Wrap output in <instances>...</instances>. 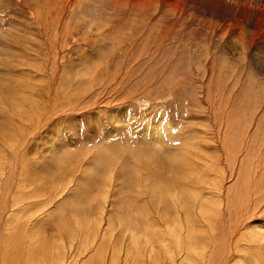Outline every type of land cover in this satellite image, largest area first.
<instances>
[{"label":"rangeland","instance_id":"1","mask_svg":"<svg viewBox=\"0 0 264 264\" xmlns=\"http://www.w3.org/2000/svg\"><path fill=\"white\" fill-rule=\"evenodd\" d=\"M142 1L0 0V264L16 233L21 260L46 242L41 264H84L106 236L120 251L108 246L101 264H154L161 252V264H264V8L230 17L220 0ZM183 161L190 175L173 170ZM129 197L152 204L157 227L168 218L185 232L191 215L205 259L175 255L165 237L144 243ZM74 207L93 236L58 231L78 228Z\"/></svg>","mask_w":264,"mask_h":264},{"label":"bare ground","instance_id":"2","mask_svg":"<svg viewBox=\"0 0 264 264\" xmlns=\"http://www.w3.org/2000/svg\"><path fill=\"white\" fill-rule=\"evenodd\" d=\"M203 1V2H202ZM201 1V4H205L204 1L205 0H202ZM209 2H211V0H208ZM199 0H196L194 3H196L197 5L199 4ZM219 2V1H218ZM152 3V0H144L142 1V6H146L148 7L149 4ZM216 3V2H215ZM243 3H247L248 5L251 7H255V6H259L261 8H264V0H220V2L218 3L219 6L223 7L224 9H226L230 14V17L231 15L234 13H239L240 10H238L240 4L242 5ZM216 7V6H215ZM245 7V6H244ZM243 7V8H244ZM248 9V8H247ZM255 9V8H254ZM244 10V9H243ZM242 10V12H243ZM252 11V10H251ZM223 12V11H222ZM244 13L246 15H248L251 19H253L254 17V13L253 12H250V11H244ZM243 14V13H242ZM238 15V16H239ZM240 19V18H239ZM235 20H237L235 18ZM258 34V33H257ZM131 155V154H130ZM171 155V154H170ZM182 155V154H181ZM168 156V155H167ZM131 157V156H130ZM173 158V157H172ZM173 160V159H172ZM134 161V160H133ZM137 163V162H136ZM189 163V162H188ZM187 161L184 162L183 161V164H179V166L177 168H173V170L175 171V173L179 176H185L188 171L186 170V168L188 167V164ZM140 165V164H139ZM148 166V165H147ZM191 166V165H190ZM153 167V166H151ZM142 168V167H140ZM154 168V167H153ZM143 169V168H142ZM158 169V168H157ZM156 170V169H154ZM139 171V170H138ZM173 171V172H174ZM145 173V172H144ZM171 173V172H170ZM190 175V172H188ZM162 174V173H160ZM199 174V173H198ZM160 176V175H159ZM173 176V174H172ZM135 178V177H134ZM160 178V177H159ZM157 181V180H156ZM157 183V182H156ZM191 183V182H190ZM171 183L168 182V181H164L163 185L164 188L160 187L158 191V195L160 197V200L163 202V208L162 210L163 211H166L168 209H171V203L169 202V185ZM137 196L141 197V194L139 193ZM129 201H128V205H134L133 206V210H134V213L137 214V217H138V222L140 223V228L142 230V234L145 240L144 243L148 242L150 245L153 244V242L155 240H164L165 238H167L169 241H171L172 245L169 246V248L171 247V251L175 254V255H181V252L187 247L188 250L194 252V253H197L198 255H200L202 257V259H205V249L206 247L204 246L205 244V239L200 237L199 234H197L195 231H194V227L196 225V221L194 219H192L193 217L191 215H189L191 218L190 220H186L185 224L188 225V230H186L184 232V227H177L176 225H178L179 223L176 222V220H170L167 218V221H166V227L169 228L168 229H165V228H162L161 226H163L164 224L162 225H159L157 227L158 224H154L152 223V221H150L149 219H147V217L145 216L144 214V210H145V213L148 214V210L152 209V204L148 201H146L145 199L141 198L142 201H145L144 203L142 201L139 200L138 197H129L128 198ZM135 199V200H134ZM193 198V195L191 194H188V196L184 193H181V195L179 196V204H180V208H181V212H185L186 214H190L191 211H192V206H191V201H192ZM88 200V199H87ZM90 201V200H89ZM88 201V203H89ZM177 201V199H176ZM92 203V202H91ZM90 203V204H91ZM132 203V204H131ZM82 204H84L82 202ZM89 204V205H90ZM76 206V205H75ZM93 206V205H92ZM92 206H84L85 208H81V209H86L87 212H92L93 209H92ZM231 206V205H230ZM80 208V206H79ZM78 207H74L73 208V212L74 214L77 216V224H78V228L76 229V222H70L72 219L69 220V222H65V221H62L61 222V225H57V228H58V231L60 232V227L65 231L67 232L68 235H75L76 233H81L83 236L85 235H90V236H93L94 235V227L92 226V222L91 220L89 221L88 219L89 218H86L84 216H82L80 214V209ZM157 209H159V206H157ZM198 209V208H197ZM161 210V209H160ZM176 211H178L176 209ZM206 211V214L203 216L204 220L207 221L208 217L212 220V221H216L215 223L218 222V219L214 216L213 212H212V209L211 208H207V209H201L199 212H205ZM218 211V210H217ZM95 213V212H94ZM161 213V212H160ZM219 213V211H218ZM228 214V213H227ZM91 214L89 213V216ZM161 215V214H160ZM198 215V214H197ZM201 215V214H200ZM233 215V214H232ZM163 216V215H162ZM237 216V215H236ZM170 218V217H169ZM59 219V218H58ZM185 219V218H184ZM57 220V219H56ZM62 220V219H61ZM134 220V219H133ZM163 220V219H162ZM165 220V219H164ZM76 221V220H74ZM60 222V220L58 221ZM200 222V220H199ZM56 224H58L56 222ZM198 224V223H197ZM207 224H211L209 221L207 222ZM193 226V227H192ZM203 226V225H202ZM164 227V226H163ZM228 227V226H227ZM158 228V229H156ZM201 228V227H199ZM197 228V230L199 229ZM206 228V227H205ZM211 228V227H210ZM173 229V230H172ZM213 229V228H211ZM78 230V232H77ZM135 231H139L138 228H135L133 229ZM171 230V231H170ZM200 230V229H199ZM201 230H204L201 229ZM206 230V229H205ZM215 231V230H214ZM229 231V230H228ZM203 232V231H202ZM159 233V235H158ZM184 233H185V236H184ZM80 234V235H81ZM203 236L204 235H209V234H206V233H202ZM12 235V234H11ZM77 235V234H76ZM113 234H111L112 236ZM163 236V237H162ZM202 236V235H201ZM165 237V238H164ZM88 239V238H87ZM143 239V238H142ZM142 239H138L135 244L136 246H138L139 248L143 245V241ZM232 239H234L233 241L236 242V243H233L232 241L230 242V248L232 250H235L236 253L239 252V241H238V237H236V234H234L232 236ZM103 240V239H102ZM113 240V239H112ZM172 240L174 242H172ZM6 243H9L7 245V250H8V256H7V259H5V263L6 264H41L43 263L44 261L46 260H49L52 256V253L49 252V249L46 248V242L43 241L42 239H38L37 242H36V245L34 247H32V249H28L27 251H25V254H23L25 256V260H21L20 259V254L22 253V236L20 235V233H16L12 236H9V237H6L4 239V243L3 244H6ZM49 243V242H48ZM112 243H115V242H112L110 237L109 236H106L105 240L102 242V244L99 246V249H98V252L95 253V255H93L91 258H89L86 262H84V264H101V261H102V258L104 256V253L106 252V248L109 246L112 247ZM249 247L251 245H248ZM85 247V246H84ZM175 247H180L179 250H177ZM113 248L114 251H113ZM248 248V247H247ZM112 251H113V254H112V257H115L119 251H120V245L118 243H116V245H114V247H112ZM217 251V250H216ZM210 254V253H209ZM220 254V251L219 253ZM232 254V253H231ZM264 255V253H263ZM182 257H185L184 258V261H183V264L184 263H187L190 261V259L184 255H181ZM236 256V254H235ZM262 256V255H261ZM163 257H164V252H161L155 259H154V264H161L162 260H163ZM209 257V256H207ZM206 257V258H207ZM218 257V256H217ZM231 257V256H230ZM234 257V256H233ZM213 259V258H212ZM106 260V259H105ZM136 261H139L140 260V256L137 255L136 258H135ZM216 260L217 262L218 259H214ZM212 260V261H214ZM257 260V259H256ZM187 261V262H186ZM206 261V260H205ZM215 261V264H217ZM209 262V261H208ZM208 262H206L208 264ZM224 262V261H223ZM230 262V260H229ZM239 261H235L233 264H240ZM256 262V261H255ZM260 262V261H259ZM204 263V262H203ZM225 263V262H224ZM247 263V262H246ZM249 263L251 264L252 262L249 261ZM263 263V262H262ZM221 264V263H220ZM243 264V262L241 263ZM245 264V262H244ZM255 264V263H254Z\"/></svg>","mask_w":264,"mask_h":264}]
</instances>
